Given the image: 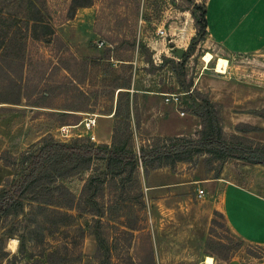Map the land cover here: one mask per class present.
I'll return each instance as SVG.
<instances>
[{
    "label": "rangeland",
    "instance_id": "374dc122",
    "mask_svg": "<svg viewBox=\"0 0 264 264\" xmlns=\"http://www.w3.org/2000/svg\"><path fill=\"white\" fill-rule=\"evenodd\" d=\"M207 2L0 0V31L4 27L1 18H6L7 26L15 24L13 29H19V38L28 37L30 30L29 36L35 33L32 38L39 39L26 38L29 70H39L59 57L64 63L74 57L87 65L79 74L85 83L78 88L64 74L53 79L62 93L56 99L51 94L44 97L38 90L42 86L34 92V87H28L21 105H0L1 190L12 191L21 182L30 158L47 143L97 146L105 144L101 136L109 135V147L132 149L138 156L141 148L170 145L169 138L199 139L202 123L198 116L206 102L212 107L205 121L216 118L224 134L222 145L195 147L183 152L181 161L171 156L151 164L155 168L148 171L138 163L133 173L115 170L110 174L105 161L93 160L90 169L80 170L81 158L46 160L39 167L37 187L20 201L19 212L0 220V264H45L38 256L55 250L56 259H67V264H75L79 256V264H131L129 259L133 264H204L206 257L213 258V264H264V248L236 237L217 211L205 238L198 227L196 234H186L181 229L188 220L204 223L203 212L187 206L179 190L173 194L168 188L182 183L186 193L194 195L204 190L208 180L240 178L245 170L264 187V165L258 163L262 157L250 153L264 145V52L229 55L216 46L207 30L198 34L191 12L198 15L194 7ZM49 31L51 36L43 35ZM206 55L211 56L209 63L203 60ZM220 58L227 62L224 73L215 72ZM1 84L0 101L16 96L11 83ZM143 90L161 93L160 103L168 108L165 115L173 114L169 124L176 130L156 132L152 104L144 106L141 93L133 92ZM167 94L179 95L181 104L173 109L164 104ZM45 102L70 109L84 107L87 112L70 115L69 111L26 106ZM90 116L96 118L94 141L83 128ZM64 122L71 128L62 130ZM211 132L210 128L204 136ZM172 162L173 167L160 166ZM167 171L177 176L167 178ZM70 172L75 175L60 178ZM85 185L80 206L103 209L102 217L67 208L71 195L77 201ZM152 185L162 188L147 190ZM98 248L101 258L96 259Z\"/></svg>",
    "mask_w": 264,
    "mask_h": 264
},
{
    "label": "crops",
    "instance_id": "0c3cea01",
    "mask_svg": "<svg viewBox=\"0 0 264 264\" xmlns=\"http://www.w3.org/2000/svg\"><path fill=\"white\" fill-rule=\"evenodd\" d=\"M206 12V30L212 41L221 50L229 55H249L264 52V0H208ZM60 59V57L57 60H54V58L50 59L46 64H42L39 70L34 69L31 71L38 72L37 76L42 77L41 86L43 88L41 91L46 98H49L50 94L53 96V99L62 96L53 80L59 75L65 74L58 66ZM50 65L51 67L49 68L48 66ZM72 82L75 84L74 81ZM50 83L53 86L51 88L49 87ZM53 88L57 91H53ZM133 92L135 94L141 93L139 98L143 100L144 106H147L149 103L152 104L153 110L151 113L156 119V132L158 131L159 133L160 130L165 128L176 130L177 127L175 125L172 128L169 124L174 119L173 114L165 115L168 108H165V105L160 103L159 96H161V93L150 90ZM24 99L25 95H21L20 100L15 102L16 104L14 102H0V105L18 106L22 102H25ZM157 104L160 106L158 107ZM166 105H171L172 109L175 106L171 103H167ZM26 106L30 108L51 109L53 112L61 110L69 111L68 114L70 115L87 112L84 107L70 109L58 105H49L48 102L43 104H26ZM62 125L67 129L71 128V126H67L71 125L67 122H64ZM100 138L106 139L105 144H108L107 141L110 136L108 135L105 138L101 136ZM247 171L245 170L240 178L218 177L208 180L205 183L204 190H202L203 194L201 197H198V191L194 195L186 193L182 183L170 187L165 185L172 189L170 191L173 194L179 193V190L183 194V199L187 206L190 208L196 206L198 210L200 209L203 212L205 224H202V220L201 223H198L196 222L197 220L190 219L191 221L188 220L189 223L186 227H182L181 230H185L186 234H196L197 227L202 228L205 238L212 215L214 211H217L223 216L228 228L236 237L247 244L264 248V187L256 183V181L254 182L253 177L247 175ZM167 172H169L167 178L177 176L172 174L171 171ZM157 188L162 187L152 185L147 190L155 191ZM165 192H168V190H165ZM204 238L202 239L203 241L205 240Z\"/></svg>",
    "mask_w": 264,
    "mask_h": 264
},
{
    "label": "trees",
    "instance_id": "16d2710c",
    "mask_svg": "<svg viewBox=\"0 0 264 264\" xmlns=\"http://www.w3.org/2000/svg\"><path fill=\"white\" fill-rule=\"evenodd\" d=\"M78 7H86L88 5H77ZM194 10L198 11L199 14L196 15L195 11L191 12L193 21H194V27L198 34L204 35L206 33L207 29V19H206V6H196L194 7ZM1 22L3 27V30L0 31V82L1 85H4L6 82L11 83L13 88L15 89L16 96L8 101H0V102H8L16 104L15 102H18L20 100L21 95L23 93V90H26L28 87L33 88L31 92L36 91L38 88H41L42 85V77L37 76L39 74L38 72L34 71L35 68L32 70H29L30 63L27 61V39L32 38L31 35L28 37L26 34H23L22 38H19V29H13L14 26L10 25L7 26V20L6 18H1ZM28 22H30L28 20ZM27 22V26H28ZM16 23V21H15ZM32 29V28H31ZM46 30H49V28H46ZM44 33V32H43ZM53 32H45L43 34L44 36H51ZM27 38V39H26ZM32 39H37L32 38ZM64 49V47H63ZM71 62H65L60 59V62H58V66L65 72L64 78L65 80H68V82L72 81L75 82L76 88H78L79 85L85 83V77L79 78V74L81 73V68L86 67L85 61L82 59H76L74 57H71ZM57 68V67H56ZM67 78V79H66ZM22 82V86L21 85ZM26 83V85H25ZM28 83L31 84V86H28ZM23 87V88H22ZM41 91V89H38ZM42 92V91H41ZM84 94V93H82ZM212 107V104L206 102V109L198 116L201 120V127L202 132L198 133L199 139L194 138H186V137H173L167 139L170 142V145H167L166 143L161 144H155L154 146L149 147V149L141 148L138 156L135 155L133 150L124 151V149L116 150L111 147H109L107 144L102 145H89L88 147H82V146H72V145H65L60 144L57 142L47 143L44 144L43 147L40 149L37 155L32 156L30 158V166L27 174L22 178L21 182L13 188L12 191H3L0 189V220L2 217L11 215V214H17L19 212L18 205L20 204V201L23 199V197L26 194H31L32 190L35 189L37 186L36 183L38 182V171L39 167L46 161H55L60 156H67V157H76L81 158V162L83 166L80 170H86L90 169L91 163L93 160L98 161H105L106 163V171L113 173L115 170H121L122 171H129L130 173H133L138 168V163L141 165L143 170H149L150 168H155L154 165H151L155 162H159L162 159L170 158L171 156H174L177 161H181L183 159V152H188L195 147H201V146H210V145H222L223 141L221 140V137L224 138V134L218 127V121L216 118H210L206 119L205 117L209 115V108ZM211 128V133L206 137L204 136L208 129ZM127 132L130 134V129L128 128ZM230 139L236 140L238 139L235 136H231ZM130 140V143H132V140ZM159 141V139H157ZM161 141V140H160ZM240 141V140H239ZM115 142V131H113L112 136V142L113 145ZM259 146V145H258ZM260 149V150H259ZM247 152V151H245ZM250 153L259 154L260 157H262V161L258 162L259 164L264 165V145H260L259 147H256L254 151H250ZM151 165V166H150ZM174 162L168 163V164H162L160 166H168L173 167ZM119 172V171H118ZM74 172L66 173L64 175H61L60 178H69L74 176ZM95 180V178L90 179L88 183H91ZM47 184L50 182L48 180H45ZM51 183V182H50ZM49 183V184H50ZM102 183V181H101ZM87 185H85L82 188V191L80 193L79 198L77 201H73L74 196L71 195V203H67L66 206L68 209L72 208V210H76L79 213L88 214L93 217H102L105 213L104 210L99 211H91L88 209H84L80 206L79 201L83 197V195L86 193ZM47 202V201H45ZM76 202V203H73ZM74 204V205H73ZM214 215H217L214 213ZM70 218H72V215H69ZM96 220V219H94ZM211 224H213V221H211ZM212 229H209V235L212 234ZM210 238V237H209ZM208 242V240H207ZM206 249L208 250V244L206 243ZM99 248L96 252V259L100 257L99 254ZM57 251L47 253L46 255L40 254L38 257L39 259H44L45 264H67V259H56ZM58 258V257H57ZM101 258V257H100ZM150 261V256H149ZM131 264H133V261L129 259ZM75 264L80 263V256L75 259ZM37 264H42V262L37 261Z\"/></svg>",
    "mask_w": 264,
    "mask_h": 264
},
{
    "label": "built area",
    "instance_id": "2783aa9c",
    "mask_svg": "<svg viewBox=\"0 0 264 264\" xmlns=\"http://www.w3.org/2000/svg\"><path fill=\"white\" fill-rule=\"evenodd\" d=\"M102 45V43H100V46ZM164 102L167 103H171L174 104L175 106H179L181 104V100L179 95L176 94H167L166 96H164ZM180 116H183L184 113L183 112H179ZM96 125V118L94 116H90L87 119H85L83 121V128L86 132L87 137L89 138V140L94 141L95 140V136L93 134V129L95 128ZM66 130L67 128L62 127V130ZM63 134V133H62ZM67 135H63L62 137H65ZM203 194L202 190H198V197H201Z\"/></svg>",
    "mask_w": 264,
    "mask_h": 264
},
{
    "label": "bare ground",
    "instance_id": "6f19581e",
    "mask_svg": "<svg viewBox=\"0 0 264 264\" xmlns=\"http://www.w3.org/2000/svg\"><path fill=\"white\" fill-rule=\"evenodd\" d=\"M206 63H209L210 62V60H211V56L210 55H206L205 57H204V59H203ZM226 65H227V62H226V60H224V59H218L217 60V66H216V69H215V71H217L218 73H224V71H225V68H226ZM16 242V241H15ZM14 242V243H15ZM213 258H211V257H206L205 258V261H204V264H213V260H212Z\"/></svg>",
    "mask_w": 264,
    "mask_h": 264
},
{
    "label": "water",
    "instance_id": "95a60500",
    "mask_svg": "<svg viewBox=\"0 0 264 264\" xmlns=\"http://www.w3.org/2000/svg\"><path fill=\"white\" fill-rule=\"evenodd\" d=\"M177 54L180 56L181 55V51H177Z\"/></svg>",
    "mask_w": 264,
    "mask_h": 264
}]
</instances>
